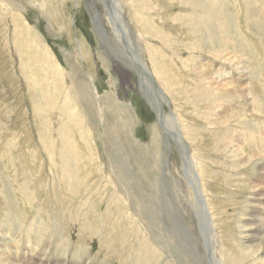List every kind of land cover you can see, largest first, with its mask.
<instances>
[{
	"label": "rangeland",
	"instance_id": "1",
	"mask_svg": "<svg viewBox=\"0 0 264 264\" xmlns=\"http://www.w3.org/2000/svg\"><path fill=\"white\" fill-rule=\"evenodd\" d=\"M109 1L0 0V264H264V0Z\"/></svg>",
	"mask_w": 264,
	"mask_h": 264
},
{
	"label": "bare ground",
	"instance_id": "2",
	"mask_svg": "<svg viewBox=\"0 0 264 264\" xmlns=\"http://www.w3.org/2000/svg\"><path fill=\"white\" fill-rule=\"evenodd\" d=\"M113 0H111V1H109L108 3H110V2H112ZM115 1V0H114ZM108 3H107V5H108ZM115 3V2H114ZM114 3H112L110 6H109V8L111 9V11L113 12V13H118L119 11H118V6L116 7V5L114 4ZM193 3H194V5L195 6H197V7H199V8H201L205 13H209V14H215L216 15V13H217V10L216 9H214V8H211V7H209V6H207L206 5V3L204 2V0H193ZM112 13V15H114L115 16V14H113ZM120 13V12H119ZM95 19V18H94ZM155 19H156V17H155ZM199 19V18H198ZM137 23V22H136ZM136 25V24H135ZM113 26V25H112ZM141 26V25H140ZM142 27V26H141ZM148 29V28H147ZM194 29V28H193ZM206 29V28H205ZM209 29H206L205 31H208ZM198 34H199V31H198ZM215 34H213V36H214ZM137 36V35H136ZM218 54V53H217ZM134 62V68L135 69H137L136 68V62L135 61H133ZM233 64V63H232ZM146 65V64H145ZM137 67H139L141 70H143V68H144V63L143 62H140L139 61V63L137 64ZM152 73V72H151ZM140 74L142 75V77H144V84L145 85H149V86H151V87H153V92H154V95L152 96L151 95V99L153 100L154 99V96L155 95H157V93L160 95V93L157 91L158 89L156 88V87H154V85H152L151 83V80H150V77L148 76V73L147 72H145L144 74H142L141 72H140ZM214 78H216V77H214ZM148 79V80H147ZM210 79V78H209ZM147 80V81H146ZM153 80H154V78H153ZM155 82V81H154ZM164 83V82H163ZM164 85V84H163ZM165 86V85H164ZM146 92V91H145ZM156 93V94H155ZM164 93V92H163ZM45 94V93H44ZM42 94L43 96H42V101H44V103L46 104L48 101H49V95H47V94ZM158 96V95H157ZM164 97H162V99H163ZM161 99V100H162ZM150 101V100H149ZM156 101V100H155ZM158 101H159V99H158ZM163 101V100H162ZM157 102V101H156ZM45 104H43V107L45 106ZM158 106V105H157ZM43 107H38V108H40V110H43ZM39 110V111H40ZM157 110V109H156ZM156 112V111H155ZM73 113H74V115H76V114H78L77 112H75V111H73ZM73 115V117H75ZM163 117V116H162ZM164 119H165V117H164ZM67 120V119H66ZM73 120H75V119H73ZM60 129H61V127H60ZM60 132H61V130H60ZM62 132H63V127H62ZM68 153V152H67ZM204 214V213H203ZM205 215V214H204ZM259 227V226H258ZM261 227V226H260ZM248 232V231H247ZM254 236H256V235H254ZM253 236V237H254ZM255 238V237H254ZM246 239V238H245ZM247 239H248V237H247ZM256 240V239H255ZM258 240V239H257ZM245 241H247V240H245ZM262 242V241H261ZM261 245V244H260ZM252 246H254V244H252ZM50 261V260H49Z\"/></svg>",
	"mask_w": 264,
	"mask_h": 264
},
{
	"label": "water",
	"instance_id": "3",
	"mask_svg": "<svg viewBox=\"0 0 264 264\" xmlns=\"http://www.w3.org/2000/svg\"><path fill=\"white\" fill-rule=\"evenodd\" d=\"M138 73V75H140V73L138 71H136Z\"/></svg>",
	"mask_w": 264,
	"mask_h": 264
}]
</instances>
